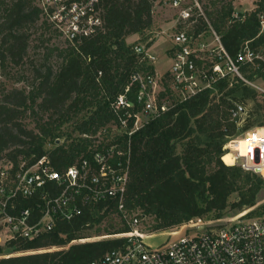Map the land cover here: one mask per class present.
Listing matches in <instances>:
<instances>
[{
	"label": "trees",
	"instance_id": "1",
	"mask_svg": "<svg viewBox=\"0 0 264 264\" xmlns=\"http://www.w3.org/2000/svg\"><path fill=\"white\" fill-rule=\"evenodd\" d=\"M9 1L3 4L5 8L0 16V71L8 62L20 63L27 54L30 41L27 28L41 22L42 29L57 32L41 16L34 0ZM155 1L101 0L104 20L101 33L76 45L67 43L63 49L49 50L46 62L33 67V82L29 88H13L4 95L0 101V161L5 159L17 166L47 155L52 167L64 172L78 160L92 162L96 153L106 155L110 144L105 148L103 145L117 141L116 150L123 149L127 156L120 157L115 150L110 159L112 163H116L114 160L125 162L129 157V181L124 200L127 212L141 209L144 215L162 213L164 205L158 199L166 195L159 194L157 199L153 193L169 181L182 191L188 207L199 218L213 215L221 219L229 209L240 213L253 209L264 190V177L238 166H228L222 159L229 137L238 134L237 121L231 116L234 103L243 107L249 100H257V93L246 85L230 87L226 81H220L215 85L218 97L212 96V91H205L151 120L131 137L118 136L111 131L100 134L117 119L113 106L120 95L134 104V111L141 109L137 102L140 86L131 85L133 75H156L154 65L142 61L135 53L137 42L129 44L127 41L138 35L141 43L152 44L149 35L155 31ZM171 1L160 0L159 4L164 10L168 7L166 2ZM256 5L254 11L245 15V20L236 23H229L231 4L221 8L214 4L213 11L206 9L213 27L222 34L224 47L233 57L246 43L264 57L261 23L264 0ZM55 52L62 59L58 68L49 63ZM263 68L264 61L258 60L255 65L244 66L243 73L250 79L264 77ZM167 77L168 73L163 77L164 82ZM118 114L123 112L118 111ZM253 117L249 114L244 130L256 125L258 121ZM29 118L34 119L35 129L26 125ZM72 121L80 137L55 144L65 135L63 127ZM49 143L55 146L49 149ZM229 156L224 160L230 163ZM233 195L237 200L230 204ZM33 205L30 200L20 201L21 209ZM119 206L117 197L89 202L80 216L71 221L58 220L53 230L37 238H18L6 246L0 245V264H90L108 252L123 249L127 238L74 243L90 238L87 231L99 227L113 215L119 217L123 225L114 233L105 230L106 235L131 232V227L122 220ZM169 209H173V216L157 223L155 230H167L183 222L181 216H174L178 212L176 204ZM250 213L255 214L257 210ZM97 232L102 231L98 228ZM51 248L61 249L41 252ZM5 249L21 255L3 257Z\"/></svg>",
	"mask_w": 264,
	"mask_h": 264
},
{
	"label": "built area",
	"instance_id": "2",
	"mask_svg": "<svg viewBox=\"0 0 264 264\" xmlns=\"http://www.w3.org/2000/svg\"><path fill=\"white\" fill-rule=\"evenodd\" d=\"M34 3L41 16L71 45L104 30L101 0H34ZM166 4L176 11L167 30L174 43L173 65L167 79L164 82L162 76L158 84L157 74L133 75L131 85L140 86L137 102L141 109L134 111V104L120 95L113 106L117 119L100 134L111 131L131 137L151 120L205 91L218 97L215 85L220 81H226L230 87L243 84L258 88L244 76L243 67L264 61L262 53L246 43L236 56H231L223 45L222 34L211 23L207 6H202L199 0H172ZM232 8L229 23L245 20L246 13L237 11L234 2ZM261 20L264 30V18ZM148 44L138 39L135 53L142 61L153 64L156 57L150 53ZM259 93L264 98V88H259ZM234 106L231 116L238 126L244 110L237 103ZM109 144L106 155L96 153L92 162L78 160L64 172L56 171L47 155L17 166L5 159L0 161V241L2 230L8 243L18 238H37L53 230L58 220L71 221L81 215L89 202L106 197L119 198V209L126 217L129 157L125 162L112 163L110 159L119 143L107 142L103 148ZM224 150L222 159L226 165L264 177L263 133L250 130L229 137ZM116 151L120 157L127 156L123 149ZM227 155H231L232 162L224 160ZM21 200H30L34 205L21 209ZM256 210L255 215L243 212L219 225L199 221L192 226L193 232L155 248L145 242L146 235L131 228V232L125 233L127 243L123 249L108 252L90 264H264V201ZM140 221L139 214H134L128 224L137 226Z\"/></svg>",
	"mask_w": 264,
	"mask_h": 264
},
{
	"label": "rangeland",
	"instance_id": "3",
	"mask_svg": "<svg viewBox=\"0 0 264 264\" xmlns=\"http://www.w3.org/2000/svg\"><path fill=\"white\" fill-rule=\"evenodd\" d=\"M202 6H207V11H213L215 9L214 4L219 8L222 4L228 6L231 4L237 11L242 12L243 14L251 13L257 7V2L259 0H199ZM236 1V2H235ZM4 2V3H3ZM9 0H0V16L3 15V9L5 5L9 3ZM160 0L155 1L154 7V21H155V31L149 35L153 39V42L150 46L151 50L150 53L156 57V60L153 62L155 67L156 74L158 76L157 81L158 84L161 83V78L167 72L171 71L173 65V58H172V49L174 47L173 41L169 37V32L167 31L169 26H171L172 18L175 15L176 11L171 9L169 6L166 7L164 10L160 4ZM5 4V5H3ZM211 6L208 7V5ZM41 22L37 23V25L32 26L28 29L30 34V41H29V48L27 54L20 61V63L16 62H8L6 63V67L2 68L0 71V101L3 99L4 95L11 89L17 88H29L33 82V67L35 65L44 64L46 62V55L49 50H54L56 48L63 49L66 47L67 42L66 40L58 33H54L51 31H46L40 27ZM165 32V33H164ZM140 39V38H139ZM129 40V39H128ZM151 41V40H150ZM138 43V40L130 39L129 44ZM50 65H53L55 68H58L61 63L62 59L60 58L57 52L53 53L50 56L49 60ZM244 76L249 79L252 83L258 86V88H253L248 86L249 88L253 89L257 93V100H249L246 102V105L243 106V114H242V121L238 122V134L246 133L247 130H244V124L246 119L249 117V114H253V119H256L258 122L256 125L251 128L250 130L258 131L264 134V98L259 93V88H264V77H257V78H248L245 74ZM26 125L30 129L36 128V123L33 118H29L26 120ZM262 125V126H261ZM74 123L73 121L68 123L63 127V132L65 133L62 140L58 139L55 144H63L65 141L69 140V138L75 140L76 138L80 137L79 133L74 130ZM248 130V131H250ZM237 134V135H238ZM54 143H49L47 147L53 148L55 146ZM180 151V148H179ZM228 160L231 162V157L229 156ZM161 195H166V197H159ZM170 195V197H168ZM158 199V201L163 204L164 210L162 213L158 214H146L144 215L143 210H136L134 212H127L126 217L122 214V220L124 224H128V221L133 218L134 214H139L141 218L140 223L137 226H132V230H137L139 233L146 235L145 242L152 246L153 248L165 245L170 243L171 241L179 239L182 235L188 234L193 232L195 229L192 227L193 225L197 224L199 221H202L205 225L208 224H215L219 225L222 223H226L228 220L235 218L240 212H235L229 209L223 218L215 219L213 215L207 216L205 218H199L194 215L192 210L188 207L187 203L184 200V196L182 191L175 185V183L169 181L167 182L163 188L158 190L156 193H153V197ZM171 198V199H170ZM237 200V196L233 195L229 202L232 204ZM264 201V190L261 192L256 208ZM149 204V201H147ZM176 204L178 212L174 214V216H181L183 218V222L180 225H177L173 228H169L167 230H155L154 227L157 223L163 222L164 218L173 216L172 210L169 209L170 206ZM170 210V211H169ZM250 209L244 211L247 212V215H252L249 211ZM252 210V209H251ZM243 213V212H241ZM256 214V213H255ZM253 214V215H255ZM160 218V219H159ZM123 223L121 219L115 215L110 216L109 219H106L99 227H92V229L87 231L88 236L90 238L81 239L77 242H87V241H98L105 238H127L125 233L121 234H111L106 235L105 230H109L108 233H114L122 227ZM129 225V224H128ZM101 230V233H98L97 230ZM192 228V229H191ZM1 233V241L0 244L2 246L8 245L6 242V232L2 230ZM8 236V235H7ZM61 248H51L42 251H54L60 250ZM21 255L20 253H15L11 249H5L3 253V257H11V256H18Z\"/></svg>",
	"mask_w": 264,
	"mask_h": 264
},
{
	"label": "crops",
	"instance_id": "4",
	"mask_svg": "<svg viewBox=\"0 0 264 264\" xmlns=\"http://www.w3.org/2000/svg\"><path fill=\"white\" fill-rule=\"evenodd\" d=\"M140 37L138 35H133L131 37H129L128 39H135V40H138ZM129 40H127L129 42Z\"/></svg>",
	"mask_w": 264,
	"mask_h": 264
},
{
	"label": "clouds",
	"instance_id": "5",
	"mask_svg": "<svg viewBox=\"0 0 264 264\" xmlns=\"http://www.w3.org/2000/svg\"><path fill=\"white\" fill-rule=\"evenodd\" d=\"M262 131H264V130H262Z\"/></svg>",
	"mask_w": 264,
	"mask_h": 264
}]
</instances>
